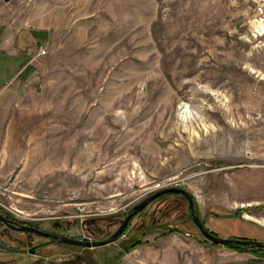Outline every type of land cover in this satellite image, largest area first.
<instances>
[{
	"label": "rangeland",
	"instance_id": "obj_1",
	"mask_svg": "<svg viewBox=\"0 0 264 264\" xmlns=\"http://www.w3.org/2000/svg\"><path fill=\"white\" fill-rule=\"evenodd\" d=\"M10 54L4 216L77 239L103 219L107 235L178 186L206 220L226 208L264 227V0H0V74ZM142 211L113 243L143 225L144 242L117 264H264L201 242L175 197ZM35 241L45 261L75 254Z\"/></svg>",
	"mask_w": 264,
	"mask_h": 264
},
{
	"label": "trees",
	"instance_id": "obj_2",
	"mask_svg": "<svg viewBox=\"0 0 264 264\" xmlns=\"http://www.w3.org/2000/svg\"><path fill=\"white\" fill-rule=\"evenodd\" d=\"M22 63V61H21ZM29 67V65L24 69V71ZM170 197H175L179 201H183V204L185 206L186 212L185 214H182L181 216H184L186 221L192 226V228H195L198 231L199 240L201 242H210L208 239L204 237L198 226L194 222L193 218V211L190 206V202L187 196L177 193V192H172V193H166L161 195L160 197L156 198L152 203L154 202H162L166 200V198ZM194 207L196 214L200 217L201 221L205 225L208 231H210L212 234L220 236L217 230L219 231L222 228H228V238L232 239H238V240H243V241H259L260 239L263 238L264 236V227L255 224L250 221H244L239 217V214L237 212L231 213L229 212L228 209L220 208L219 212H222L221 214L217 215H212L209 216V218L206 220L205 218L202 217L199 207H198V202L196 198H194ZM150 203L142 212H146L147 208L152 204ZM144 212V213H145ZM141 213V212H140ZM139 215V214H138ZM137 215L133 216L126 229L122 233L121 236L125 235L127 233V230L130 228L132 221ZM7 218L14 219L12 216L9 214H6ZM103 219H102V224L99 220H97L95 226L99 227L98 231L102 232H97L96 230L89 229L87 232V236L93 238L94 240H103L107 237V235H111L113 233V230L107 234L103 235V229L104 224H103ZM121 223L123 221H120ZM26 224V223H25ZM28 225H33L38 228V225H34L33 223H27ZM116 223V227H117ZM92 228V227H91ZM150 227L147 226H141L140 230L137 231L136 235L130 238H127L125 241H129L128 243L123 242L122 246H115L114 243H111L107 246H101V247H95L93 249L90 248H84L82 246H75L71 244H65L60 241L54 240L53 238H48V237H43V236H38L33 233L29 232H23V231H18V230H12L8 226H6L2 221H0V255H3L4 252H8L10 254H5L6 256L4 258V264H71L69 263L70 259H77L78 257H85L88 261L86 262L85 260H78L77 262L75 261L74 264H93L91 261H96L95 264H117L120 261L121 256L123 253L129 252L132 249L136 248L137 246L141 245L144 242V237H145V232L146 229ZM12 231L20 232L19 233H14ZM115 231V228H114ZM180 232V233H186L187 230L185 231L184 228L182 227H173L171 229V232ZM100 233V234H99ZM29 236V238H28ZM35 238L38 239H46L50 241L52 244H50V249L56 250L57 255H60L59 253H65L67 254L69 251L72 250L75 254L73 256L67 257V259L61 261V260H55L54 258L45 261L44 258L46 257L45 255H42L41 252H44L46 248H43L45 245L43 242H36ZM13 240V242H10L9 240ZM264 244V241H259ZM214 245H218L216 243L211 242ZM110 245L114 246V250L117 249V251L114 254H111V248ZM54 246L56 248H54ZM226 247L233 248V249H250L251 252L256 254L259 258L264 259V245H254L252 243H245V244H229L225 245ZM34 250L32 253H28V250ZM40 249V250H39ZM39 250V254L41 257H39L37 251ZM79 250H82L79 252ZM18 253V254H17ZM38 255V256H37ZM70 258V259H69ZM69 259V260H68ZM259 259V260H261ZM45 261V262H44ZM3 262V260H2Z\"/></svg>",
	"mask_w": 264,
	"mask_h": 264
},
{
	"label": "water",
	"instance_id": "obj_3",
	"mask_svg": "<svg viewBox=\"0 0 264 264\" xmlns=\"http://www.w3.org/2000/svg\"><path fill=\"white\" fill-rule=\"evenodd\" d=\"M4 1H10V0H4ZM172 192L181 193V194L188 197L189 202H190V206H191L192 211H193V218H194L195 224L198 226V228L200 229V231L202 232L204 237L206 239L210 240L211 242L216 243V244H220V245H229V244H233V243H235V244L252 243L254 245H264L262 242H259V241H243V240L232 239V238H228V237L227 238L226 237H220V236L212 234L210 231L207 230V228L205 227V225L201 221L198 214H196L195 207H194L193 194H191L188 190H186L182 187H178V186L167 187V188L158 190V191L154 192L153 194L149 195L148 197H146L145 199H143L138 204H136L131 209V211L128 213V215L126 216V218L124 219L122 224L119 226V228L108 239H105V240H91L89 237H82V238L77 239V238H72V237L65 236V235L56 234L54 232L45 231V230L39 229L35 226H30V225H25V224H20V223H13L12 220H10L6 216H4L1 212H0V221L5 223L11 229L19 230V231H23V232H29V233H33V234H36L39 236L50 237V238H53L54 240L60 241V242L65 243V244L82 246L85 248L100 247V246L108 245V244L113 243L116 240H118V238L124 232V230H125L126 226L128 225L130 219L134 215H136L137 213L142 211L146 206H148L156 198L160 197L163 194L172 193ZM30 252L32 253L33 250H31Z\"/></svg>",
	"mask_w": 264,
	"mask_h": 264
},
{
	"label": "crops",
	"instance_id": "obj_4",
	"mask_svg": "<svg viewBox=\"0 0 264 264\" xmlns=\"http://www.w3.org/2000/svg\"><path fill=\"white\" fill-rule=\"evenodd\" d=\"M10 57L13 58L14 63H11V61H9L7 67L4 69V72L0 74V130L2 131L5 123L7 122V119L10 117L8 115L10 111L5 107L3 100L9 93L8 89L16 80L19 73H21L22 71L21 65L18 68L14 67L16 66V64H18L19 59H17V57H13L11 54ZM7 68L8 70L12 71V74L9 76L8 74H5V72L8 71ZM3 133L4 132H2V135L0 137V174H3V176H5L9 173V171L7 172V174L2 171L14 167L15 164L13 159L14 157H11V153H9V146H4Z\"/></svg>",
	"mask_w": 264,
	"mask_h": 264
},
{
	"label": "flooded vegetation",
	"instance_id": "obj_5",
	"mask_svg": "<svg viewBox=\"0 0 264 264\" xmlns=\"http://www.w3.org/2000/svg\"><path fill=\"white\" fill-rule=\"evenodd\" d=\"M10 219V218H9ZM10 220H12L13 221V223H17L15 220H13V219H10ZM5 224V223H4ZM6 225V224H5ZM7 226V225H6ZM10 228V227H9ZM11 229V228H10ZM12 230H14V229H12ZM19 231V230H18ZM39 236V235H38ZM44 237V236H43ZM48 238H50V237H48ZM33 250V249H32ZM34 251V250H33Z\"/></svg>",
	"mask_w": 264,
	"mask_h": 264
}]
</instances>
